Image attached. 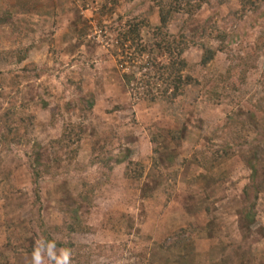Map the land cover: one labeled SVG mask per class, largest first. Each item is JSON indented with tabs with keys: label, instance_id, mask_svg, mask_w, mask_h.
<instances>
[{
	"label": "rangeland",
	"instance_id": "rangeland-1",
	"mask_svg": "<svg viewBox=\"0 0 264 264\" xmlns=\"http://www.w3.org/2000/svg\"><path fill=\"white\" fill-rule=\"evenodd\" d=\"M200 1L195 15H175L171 34L219 27L230 39H194L184 75L196 82L169 99L141 71L146 56L119 63L126 21L159 25L150 0H0V123L11 108L25 119V141L0 140V264H64L65 253L67 264H264V2L231 27L242 0ZM205 44L217 51L207 67ZM240 58L244 78L224 83ZM230 118L245 121L243 144L207 172L197 156L224 144ZM32 163L43 166L39 189ZM75 209L81 230L54 234L69 252H29L44 243L40 215L51 229Z\"/></svg>",
	"mask_w": 264,
	"mask_h": 264
},
{
	"label": "trees",
	"instance_id": "trees-1",
	"mask_svg": "<svg viewBox=\"0 0 264 264\" xmlns=\"http://www.w3.org/2000/svg\"><path fill=\"white\" fill-rule=\"evenodd\" d=\"M159 9L160 19L159 25L149 30H146L140 22H135L134 20H128L125 22V26L119 29L117 36V46L118 50H121L124 60L120 59V64L125 62H133L139 58L147 57L144 64L141 66V71L147 70L146 76H153L154 79L158 81L160 88H156L158 93L162 94V97L169 99H177L184 95V91L196 81L189 74L184 75L188 70L193 68L189 64V61L185 58L187 51L190 49V45L196 38H210L216 39L221 43V45L226 44L230 39V33L226 30H222L217 27L216 29L202 28L200 33L193 36H186L185 34H179L178 36L171 34L169 28L176 14L182 11L189 13L191 16L195 15L198 10L203 6L202 1L195 3V0H150ZM230 1V0H229ZM228 1V2H229ZM220 7L227 6L226 0H217ZM264 2V0H242V7L239 11L229 12L227 18L224 20L226 24H231V27L238 26L247 16L248 12L255 9L259 4ZM220 16H222L220 14ZM123 21V20H122ZM230 31V30H229ZM231 32V31H230ZM149 35V40H146L145 36ZM148 39V38H147ZM227 46V45H226ZM226 46H222L219 51H223ZM228 47V46H227ZM134 50V51H133ZM129 52H132L130 55ZM128 53V54H127ZM158 53L164 58L161 61L156 55ZM130 55V56H129ZM217 55L216 50H212L209 44L203 46V54L201 57V65L204 67L209 66V64L214 60ZM21 62L24 58L20 57ZM246 60L240 58L239 65L232 63L227 69L226 73L221 76L224 83L236 84L237 77L243 79L245 75L244 67L246 65ZM1 62V61H0ZM190 70V71H191ZM137 72L131 69V73L122 76V81L126 86H132L136 83L138 77ZM237 89V88H235ZM155 98V97H154ZM156 99V98H155ZM155 99H152L153 101ZM158 99V98H157ZM168 99V100H169ZM23 118H21L18 113H15L13 108H11L7 113L1 118V143L8 144L9 146L13 144H20L25 141V135H22V125L24 123ZM240 124V126H239ZM237 124L234 119L230 118L227 125V133L230 136L226 138L224 144L218 149H214V153L211 151H204L198 154L197 164H199L205 171H214L221 164L229 161L235 154L236 147H240L242 142V133L245 131L246 123L242 120ZM74 131V130H73ZM71 139V144L68 148L70 151V159L73 161L78 154L77 148L75 146L77 141L74 142L73 136L69 134L68 129H66V135L64 138L67 139L63 142L65 145H69ZM30 170L33 176L34 183L37 189L40 188L39 184L42 178L43 166L36 164H30ZM140 177V176H139ZM89 197L94 199V195L90 192L87 193ZM61 204H63L61 202ZM70 221H65L62 227L48 228L44 222L42 216L39 213V226L44 233V243L41 248H34L29 250V252L42 253L43 249H47L50 253V248H52V253L55 250L63 248L69 252V246L63 242H58L54 238L55 233H62L63 231L68 235H72L77 231L81 230V224L79 223V210L75 209L69 211ZM247 221L248 229L255 225V215L254 212L250 211L244 216ZM179 236V234H177ZM247 239V238H246ZM186 242H182L181 246H184ZM52 254H50L51 256Z\"/></svg>",
	"mask_w": 264,
	"mask_h": 264
},
{
	"label": "clouds",
	"instance_id": "clouds-1",
	"mask_svg": "<svg viewBox=\"0 0 264 264\" xmlns=\"http://www.w3.org/2000/svg\"><path fill=\"white\" fill-rule=\"evenodd\" d=\"M67 260H68V255L67 253L64 254V264H67Z\"/></svg>",
	"mask_w": 264,
	"mask_h": 264
}]
</instances>
